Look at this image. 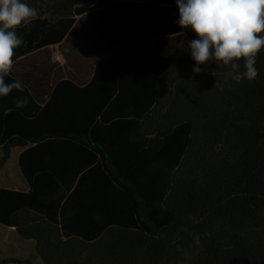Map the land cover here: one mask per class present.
<instances>
[{"label": "trees", "instance_id": "trees-1", "mask_svg": "<svg viewBox=\"0 0 264 264\" xmlns=\"http://www.w3.org/2000/svg\"><path fill=\"white\" fill-rule=\"evenodd\" d=\"M24 2L0 171L24 149L30 190L0 188V225L42 264H264V49L253 81L196 74L176 0Z\"/></svg>", "mask_w": 264, "mask_h": 264}, {"label": "clouds", "instance_id": "clouds-1", "mask_svg": "<svg viewBox=\"0 0 264 264\" xmlns=\"http://www.w3.org/2000/svg\"><path fill=\"white\" fill-rule=\"evenodd\" d=\"M181 29H191L195 39L188 43L193 72L210 61L229 69L225 78L240 72L249 81L257 79V56L264 49V0H176ZM24 0H0V97L14 90L23 92L20 80L7 81L14 66L16 49L25 44L18 29L27 28L38 17ZM15 107H27L28 98H14Z\"/></svg>", "mask_w": 264, "mask_h": 264}, {"label": "crops", "instance_id": "crops-1", "mask_svg": "<svg viewBox=\"0 0 264 264\" xmlns=\"http://www.w3.org/2000/svg\"><path fill=\"white\" fill-rule=\"evenodd\" d=\"M62 57L63 62H60L64 63V56L62 55ZM23 150L24 149L22 148H15L12 152L11 159L0 171V188H9L23 192H28L30 190L29 184L18 168V159ZM1 156L2 149L0 148V158ZM11 165L13 166L12 173H9L8 171H6V169ZM3 172H5L4 175H2ZM0 229L6 231L7 233V236H4V238L0 236V260L13 257L24 260L28 259L33 264H42L41 259L36 253L34 244L31 241L21 238L17 234L15 228L0 225Z\"/></svg>", "mask_w": 264, "mask_h": 264}, {"label": "rangeland", "instance_id": "rangeland-1", "mask_svg": "<svg viewBox=\"0 0 264 264\" xmlns=\"http://www.w3.org/2000/svg\"><path fill=\"white\" fill-rule=\"evenodd\" d=\"M50 50H51L52 58L54 61H59V62L62 61L63 62V57H62L61 53L59 52L58 46H54V47L50 48ZM12 165L8 166L6 169V171H8L9 173H12V167H13ZM4 174H5V172H3L2 175H4ZM0 236H2L3 238H4V236L6 237L7 236L6 231L0 229Z\"/></svg>", "mask_w": 264, "mask_h": 264}]
</instances>
